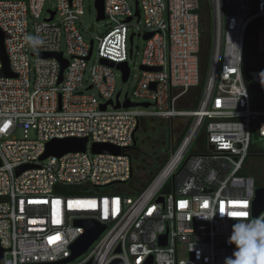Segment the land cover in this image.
I'll use <instances>...</instances> for the list:
<instances>
[{"label": "built area", "instance_id": "2783aa9c", "mask_svg": "<svg viewBox=\"0 0 264 264\" xmlns=\"http://www.w3.org/2000/svg\"><path fill=\"white\" fill-rule=\"evenodd\" d=\"M203 1L103 0L105 29L86 40L78 27L84 0H55L47 9L45 0H0L3 47L16 75L0 77V264L68 258L84 233L78 219L106 229L68 264H224L232 256V213L252 218L258 186L249 159L255 143L264 149V0H206L205 81L195 108H178L201 81ZM258 19L256 36L247 37ZM134 38L142 43L138 75L129 66ZM33 53L62 54L60 83V62ZM103 60L127 63L130 95L121 99L115 84L122 75ZM130 97L153 110L123 108ZM153 118H186L188 125L140 192L127 197L135 135ZM65 138H85V151L40 160L49 141ZM93 144L121 152L94 154ZM22 166L36 168L17 175ZM76 186L89 194L65 189Z\"/></svg>", "mask_w": 264, "mask_h": 264}, {"label": "rangeland", "instance_id": "374dc122", "mask_svg": "<svg viewBox=\"0 0 264 264\" xmlns=\"http://www.w3.org/2000/svg\"><path fill=\"white\" fill-rule=\"evenodd\" d=\"M130 1V0H129ZM55 0H45V9L52 8ZM208 6L202 7L201 14L203 18L202 27L205 29L208 26ZM96 10L94 7V0H84V13L80 18V23L78 25L80 32L82 33L84 39L88 40L92 36L100 34L104 29V24L102 22H97L96 20ZM135 24V22H133ZM208 36V35H207ZM251 46L249 52L253 54L252 50V39L250 40ZM203 48L202 58L205 57L207 53V47L209 46V40H202ZM142 43L139 39L134 38L133 40V51L134 54L129 60V66L134 75L139 74L138 65L140 59L136 52H140ZM257 58V57H256ZM258 65H253L252 68H258ZM204 72V75H203ZM134 78L131 81L123 84L120 77H117L115 84V91L121 93V99L124 98L125 94L130 93L133 90ZM205 81V70L202 69L201 81L199 84L188 91L181 101L178 103V108H187L194 100L192 97L197 95L198 92L202 90L203 83ZM133 103H141V100L134 99L130 97ZM181 106V107H180ZM138 111H152L153 108L149 107L147 109L142 107L134 108ZM184 119V123L181 120ZM188 123L186 118H175V119H146L140 122L138 131L135 135L137 146L135 149L134 161L136 162L134 176L128 184L127 197H134V193H129V191H137L140 189L144 183L154 172L158 166H160L167 158L168 152L167 147L172 146L177 143L182 136L184 130L186 129ZM250 172L254 181L258 186H264V159L261 158H250L249 165ZM146 179V180H145ZM180 251L183 253L184 250Z\"/></svg>", "mask_w": 264, "mask_h": 264}, {"label": "water", "instance_id": "95a60500", "mask_svg": "<svg viewBox=\"0 0 264 264\" xmlns=\"http://www.w3.org/2000/svg\"><path fill=\"white\" fill-rule=\"evenodd\" d=\"M136 5V15L138 16L137 11V3ZM95 10L97 12L96 21L99 22L104 19L103 13V0H95ZM126 21H130L127 19ZM261 27V21L258 19L254 21L246 32L247 37H255L257 31ZM152 36V34H147L144 36V39L147 40ZM133 36L130 37V43L132 42ZM34 56H40L43 58H56L60 62V77L58 83L62 80V73L64 69L67 67V61L62 59V54H35ZM0 61L2 64V68L0 70V77L5 78H15L16 75L13 74L10 70L7 56L3 47L2 34L0 32ZM103 63L109 64L111 66H115L116 69L122 75V83H126L129 77V68L127 63H113L107 60H103ZM141 69H146L141 67ZM156 70V69H151ZM119 94L116 95V108H119L118 102ZM111 104V101L108 102ZM107 104L101 106V109L104 110ZM123 108H149L150 104L148 103H131L129 101H125L122 105ZM87 140L85 138H65V139H53L49 141L46 145V150L44 154L41 156L40 160L43 161L50 156L61 157L67 153H76V152H84L86 148ZM91 150L94 154H113L119 155L121 150L117 147L108 145V144H93ZM32 168H36L35 166H22L16 169V174L19 175L25 170H29ZM252 209V217H258L260 214L264 212V186H258L255 189L254 199L251 205ZM75 225L82 226L84 228V233L72 244L70 250L71 255L57 262L53 263H37V264H68L75 261L81 255H83L90 246L97 240V238L105 231L106 225L98 222L95 219H78L74 221ZM165 237V236H164ZM35 264V263H34ZM111 264H122L119 260L113 261Z\"/></svg>", "mask_w": 264, "mask_h": 264}, {"label": "clouds", "instance_id": "9594fccd", "mask_svg": "<svg viewBox=\"0 0 264 264\" xmlns=\"http://www.w3.org/2000/svg\"><path fill=\"white\" fill-rule=\"evenodd\" d=\"M26 39L34 43H40L39 37L28 36ZM260 82L264 86V72L260 74ZM235 219L232 225L231 235L228 238L229 245H235V251L231 257L224 259V264H264V217H252L249 213Z\"/></svg>", "mask_w": 264, "mask_h": 264}, {"label": "trees", "instance_id": "16d2710c", "mask_svg": "<svg viewBox=\"0 0 264 264\" xmlns=\"http://www.w3.org/2000/svg\"><path fill=\"white\" fill-rule=\"evenodd\" d=\"M207 7L208 4H207V1L204 0L202 2V6L201 7ZM202 10V9H201ZM208 10H209V6H208ZM208 26L204 29L202 27V23H203V18H202V14H201V29H202V36H201V48H203V45L202 44V40H209V46L207 47V53H205V59L202 58V50L200 51V58H201V69H206V65H207V61H208V55H209V47H210V32H211V22H210V13L208 12ZM208 35V36H207ZM202 75V73H201ZM203 75H204V72H203ZM204 84V83H203ZM200 92L197 93V95H194L192 97V99L194 100L189 106H187V109H194L198 100H199V97H200ZM181 107V106H180ZM185 108V107H183ZM255 147H257V144L255 143L254 144V149L251 150V155H250V158H261L264 156V149H261V148H257L255 149ZM258 186V184H256ZM65 189H69V191H77V194L78 195H87L89 193H86V192H80L78 193V191H80L81 187L80 186H76V187H69V188H65ZM140 191H129V193H134L135 195L138 194ZM70 194V193H69ZM124 195L127 194V192H124L123 193Z\"/></svg>", "mask_w": 264, "mask_h": 264}, {"label": "snow or ice", "instance_id": "6c2138e0", "mask_svg": "<svg viewBox=\"0 0 264 264\" xmlns=\"http://www.w3.org/2000/svg\"><path fill=\"white\" fill-rule=\"evenodd\" d=\"M235 206V205H234ZM239 206H241V207H246L247 205H246V203H240L239 204ZM232 215L233 216H236V217H239V216H243V215H245V213H243V212H234V213H232Z\"/></svg>", "mask_w": 264, "mask_h": 264}, {"label": "crops", "instance_id": "0c3cea01", "mask_svg": "<svg viewBox=\"0 0 264 264\" xmlns=\"http://www.w3.org/2000/svg\"><path fill=\"white\" fill-rule=\"evenodd\" d=\"M181 122H183V123H184V122H185V121H184V119H183V120H181Z\"/></svg>", "mask_w": 264, "mask_h": 264}, {"label": "flooded vegetation", "instance_id": "af4514ba", "mask_svg": "<svg viewBox=\"0 0 264 264\" xmlns=\"http://www.w3.org/2000/svg\"><path fill=\"white\" fill-rule=\"evenodd\" d=\"M262 158L264 159V156Z\"/></svg>", "mask_w": 264, "mask_h": 264}]
</instances>
